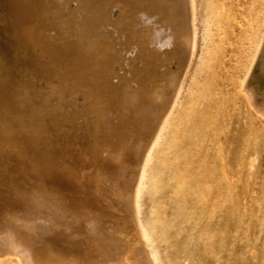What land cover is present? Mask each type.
I'll list each match as a JSON object with an SVG mask.
<instances>
[{
    "label": "rangeland",
    "instance_id": "374dc122",
    "mask_svg": "<svg viewBox=\"0 0 264 264\" xmlns=\"http://www.w3.org/2000/svg\"><path fill=\"white\" fill-rule=\"evenodd\" d=\"M122 1L117 6L112 0H0V224L33 225L42 253L52 256L41 257L42 264H74L67 256L55 257L61 236L46 222L53 216L44 189L65 182L76 194L70 182L73 160L79 158L76 147L95 155L107 143L115 156L120 143L113 139L124 133L122 145L137 148L140 139L130 134L140 128L142 117L134 108L127 116L108 113L110 108L116 112L125 86H134L133 81L123 84L125 76L132 69L133 77L147 82L141 74L150 54L156 81L169 70L182 74L180 60L168 66L162 53L173 48L177 57L192 51L188 0L179 1L186 21L173 16L176 3H158L154 18L132 9L134 0ZM197 1L196 55L183 105L170 119L166 139L152 150L141 215L151 225L160 264H263L264 140L244 105L246 92L230 86L227 75L245 54L255 53L264 31V0ZM107 2L112 3L108 12ZM173 29L179 32L175 48L161 44L160 35ZM201 54L208 55L202 59ZM252 81L262 98L264 51ZM165 95L172 96L168 86ZM142 96L137 108L151 100L146 92ZM155 127L156 122L138 135L150 139ZM6 258L1 264H8Z\"/></svg>",
    "mask_w": 264,
    "mask_h": 264
},
{
    "label": "bare ground",
    "instance_id": "6f19581e",
    "mask_svg": "<svg viewBox=\"0 0 264 264\" xmlns=\"http://www.w3.org/2000/svg\"><path fill=\"white\" fill-rule=\"evenodd\" d=\"M112 1L117 6L123 4L122 0ZM179 1L181 0H134L131 5L133 7L132 9L136 11L145 10L149 16H154V18H156L158 13V3H176V5L174 4L175 7L172 8V11L176 12L173 16L177 19V21H186V18L182 15V5ZM186 3L189 4L190 9V18L188 20L192 26V51L190 54H178L177 57H174V53L176 52L173 48L167 51L164 50L166 54L164 52L162 53L164 63L168 66L172 64L173 60H180V64L182 63V74L178 73L179 75H177V73H175L176 71L173 72V70H169L166 76L161 77L160 81H158V79L156 81V78L154 79V73L152 74L149 66L152 65V63L149 59H147L152 56V54H150L148 55L149 57H146L145 62L146 64L148 63L146 65V70L141 74L143 79L147 80L149 85H145L147 82L143 84L141 79L133 77L131 69L128 72V76H125L126 79L123 81V84L133 81L134 83L132 84H134V86L126 85L124 91L121 93V99L118 102L119 105L116 107V112H114L111 108L108 111L109 115L111 112L117 113L118 111V115L127 116L129 112L133 111L132 108H134L137 112L138 119L142 117L141 122H139L140 128L130 134L132 138L136 137L137 139H140L138 140L140 141L139 146L136 145L137 148H135L134 144L131 145L129 143L126 144V146L122 145V142L127 136L122 133L117 135L116 139L114 137L115 140L113 139L114 143H120V149H115V156L114 154L112 155V153H114L112 152L114 148L112 149L107 143H102L99 148L100 153H95V155H93L90 150L76 147L79 158H75L73 160V165L76 167V170L74 175L70 177L71 184L77 189V192L75 191L76 194L71 192V186L65 182L60 188L56 185L53 186V189L51 187L52 191L44 189L45 204L51 208L53 216L51 217L53 221L49 219V221L46 220V222L47 224L55 225V230H57L61 236L59 238V243L55 242V257L67 256L74 264H160L159 255L157 254V251L153 250L150 241L151 225L149 223H145L146 220L141 215V200L143 193H145L147 187H149L148 182H151L148 181V170L153 156L152 150L161 137L163 140L166 139L163 135L167 130L169 121L172 117H174L175 111L178 109L180 110V105H183V94L186 89L185 83L187 82L189 72L192 70V62L196 55L194 52L198 34L196 26L198 24H196V19L198 18H196L198 14V1L188 0ZM111 5L112 3L107 2L105 9L107 10L108 6ZM221 23L223 22L220 21V25ZM158 27L156 26V28ZM178 34L179 32H175L174 29L167 34H161L160 40L163 41L161 44L164 43L166 45H172L174 41H176L175 39ZM174 46L172 45V47ZM255 49V53L253 55L251 54L252 56L250 55L251 58L249 55L245 54V58L242 57L240 59H244L243 63L236 66L237 69L235 68L236 70L230 73V75L232 74V77L227 75V81L232 79L231 84L233 85L229 84L230 86H234L233 88L237 87L238 89L240 87L241 90L246 92L245 94H247L248 101L246 100L247 104L244 105H247L246 110L249 112V115H252V117L258 122L257 133L264 140V102L260 103L261 99L264 100V95H262L263 97L260 99L257 98L258 94L253 88L252 81L256 62L257 60L259 61V58L264 51V31ZM207 55L201 54V58L203 59ZM134 59L133 57L129 58V60H132L133 64L136 63V60ZM185 59L187 60L186 63L184 62ZM222 59H224L223 56L220 60ZM222 62L224 61H220L219 65L223 64L225 67ZM224 67L221 66V69H224ZM222 70L220 71L222 72ZM224 70L227 71V69ZM196 71L194 70L197 74ZM226 71L222 73L226 75ZM103 75L105 76L106 74L104 73ZM215 77L217 78V76ZM218 77L221 76L219 75ZM102 81L106 82L107 78H102ZM192 84H194V82ZM167 86L172 90V96H169L170 98H167V95H165V88ZM228 89L230 91L231 87H228ZM231 91L234 93L235 89H231ZM144 92L151 95V100L148 98L146 105L142 104L141 108H137L136 102L141 103ZM247 97H244V99L242 98V100H245ZM240 98L238 100H240ZM112 106L110 105V107ZM159 109L162 110V115H159ZM176 113L179 114L178 112ZM117 121L119 120L117 119ZM155 122L156 127L151 133L150 139H146L147 137H140L138 135L140 130L149 132ZM145 140H147V143L143 146ZM63 144L66 145L67 143L63 142ZM160 144L158 143L159 146ZM158 163L157 165H159ZM160 168L161 167H159V169ZM155 178L157 177L155 176ZM40 181L42 180H39L38 182L40 183ZM43 185H45V183H43ZM45 188H49V186L46 187L45 185ZM81 193H84L83 195L86 196V199L84 196L83 198L81 197ZM147 193H149L148 190ZM71 210H74V214L70 213ZM39 216L41 217V215ZM42 216L44 217V215ZM45 219H43V221ZM39 236V233H37L33 225L27 226L23 223L18 225L0 224V260L3 258L4 261V258L9 255L11 256V259L12 257L16 259V262L12 259L15 262L14 264H42L40 261L41 257L44 256L49 259L52 256L47 255V252L46 254L42 253V248L40 247V244H38ZM42 239L43 238H41V240ZM8 259L6 258V260ZM11 259L7 261L8 264ZM3 261H0V264Z\"/></svg>",
    "mask_w": 264,
    "mask_h": 264
}]
</instances>
